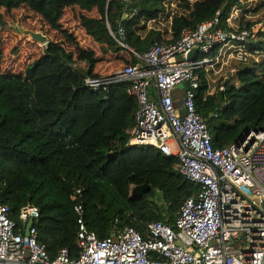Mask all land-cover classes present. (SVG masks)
<instances>
[{
  "label": "trees",
  "instance_id": "obj_1",
  "mask_svg": "<svg viewBox=\"0 0 264 264\" xmlns=\"http://www.w3.org/2000/svg\"><path fill=\"white\" fill-rule=\"evenodd\" d=\"M243 1L248 0H135L126 7L121 0H0V12L15 18L26 9L60 35L23 72L5 69L0 51V204L17 222L26 206L39 210L38 241L52 259L63 249L72 258L79 254L78 206L100 239L118 227H132L147 239L151 224L175 221L200 189L179 172L176 156L128 147L138 108L127 94L129 85L105 95L85 83L99 77L95 70L104 55L129 66L139 63L118 42L121 27L126 45L139 54L155 44H175L183 30H196L218 16L226 31H249L248 39L232 48L242 51L232 64L234 74L214 81L212 69L198 71L196 108L216 149L240 143L250 132H264V0L256 4L261 17L248 20L246 10L237 28L233 12L244 9ZM68 11L101 45L99 53L84 48L63 26ZM257 25L261 29L254 33ZM81 64L87 73L78 70ZM140 186H148V194L135 198L132 190Z\"/></svg>",
  "mask_w": 264,
  "mask_h": 264
},
{
  "label": "built area",
  "instance_id": "obj_2",
  "mask_svg": "<svg viewBox=\"0 0 264 264\" xmlns=\"http://www.w3.org/2000/svg\"><path fill=\"white\" fill-rule=\"evenodd\" d=\"M121 1L128 7L135 0ZM249 36L247 30H224L218 16L196 30H183L175 44H155L139 54L126 45L121 27L115 38L139 63L85 83L105 95L115 86L129 85L127 94L138 108L128 147H153L176 156L179 172L199 186L198 193L186 200L175 221L151 224L147 239L132 227L115 228L110 237L100 239L88 229L84 209L78 206L76 258L68 249L54 259L49 256L38 241L37 208H23L17 222L11 209L0 204V264H264V132H250L240 143L216 149L195 101L198 71L215 70L229 44ZM185 83L190 88L183 87L180 114L175 96Z\"/></svg>",
  "mask_w": 264,
  "mask_h": 264
},
{
  "label": "rangeland",
  "instance_id": "obj_3",
  "mask_svg": "<svg viewBox=\"0 0 264 264\" xmlns=\"http://www.w3.org/2000/svg\"><path fill=\"white\" fill-rule=\"evenodd\" d=\"M258 1L259 0H248L247 2L243 1L241 4L244 9L235 7L233 17L234 19L236 18V21L234 20V22H232V26L238 28V20L244 15L243 13L246 10L249 11L246 14L248 20H258L262 14V12H256V4ZM172 8L177 9L175 3L172 4ZM91 16L97 17V13L93 12L91 13ZM62 23L65 28L77 36L80 44L84 48H91L98 51V53L100 52L101 45L86 35L85 30L79 24V20L76 17L74 18L73 12L68 11L64 16ZM22 29L42 32L49 38L50 41H57L60 39V35L57 32H54L46 27H42L39 17L35 16L32 12L27 11L26 9L15 13V18L9 17V15L0 12V51L3 50L4 55L2 64L5 69H12L16 73L23 72L27 66H32L37 59L45 55L44 48L46 46L33 41L30 36L21 34ZM260 29L261 25H257L254 28V33H257ZM229 45L232 47H230L228 51L224 50L225 52L221 58L220 56L218 57L219 64L215 66V70L208 68L215 71V75L213 76L214 79L212 78L214 81L223 74L227 75L232 69L233 62H236V60H239L242 56V51L239 49H232L237 47L235 42H231ZM234 51H237V53ZM104 56V59L97 66L102 72V75L99 76L112 73L125 66V64L121 60L117 59L113 54ZM214 56L211 54L209 58L213 59ZM77 68L79 71L87 73L86 67L77 65ZM214 90L215 88L212 89V92H214ZM183 95H185V90L181 91L180 94L175 97ZM133 191L137 193L136 189H133L132 192Z\"/></svg>",
  "mask_w": 264,
  "mask_h": 264
},
{
  "label": "water",
  "instance_id": "obj_4",
  "mask_svg": "<svg viewBox=\"0 0 264 264\" xmlns=\"http://www.w3.org/2000/svg\"><path fill=\"white\" fill-rule=\"evenodd\" d=\"M21 34L26 35V36H30L33 41L38 42L40 44H43L44 46H46L50 42L49 38L45 34H43L42 32H35V31H32V30H23L22 29L21 30ZM195 53H196V50H194L190 54L189 58L191 59L194 56ZM183 87L184 88H190V84L189 83H185V84L181 85V88H183ZM139 188L143 189V193L144 194H148V190H149L148 186L136 187L135 189H136L137 193L134 192V191L132 192V195L135 198L142 197V194L138 190ZM32 225H33V222H30L29 225H28V231L26 233L27 235H29V230L32 227Z\"/></svg>",
  "mask_w": 264,
  "mask_h": 264
},
{
  "label": "crops",
  "instance_id": "obj_5",
  "mask_svg": "<svg viewBox=\"0 0 264 264\" xmlns=\"http://www.w3.org/2000/svg\"><path fill=\"white\" fill-rule=\"evenodd\" d=\"M81 66H84V67H86L85 66V64H81ZM95 73L96 74H98V75H102V72L99 70V68L97 67L96 68V70H95ZM184 89L183 88H181L180 90H179V92H178V94L177 95H179L180 94V92L181 91H183ZM182 97L183 96H177V97H175L176 99H177V105H178V113H180V114H183L184 113V108H183V106H182ZM181 101V102H180Z\"/></svg>",
  "mask_w": 264,
  "mask_h": 264
},
{
  "label": "bare ground",
  "instance_id": "obj_6",
  "mask_svg": "<svg viewBox=\"0 0 264 264\" xmlns=\"http://www.w3.org/2000/svg\"><path fill=\"white\" fill-rule=\"evenodd\" d=\"M138 190H139V192L142 194V197H143L144 195H146V194L143 193V189H142V188H139Z\"/></svg>",
  "mask_w": 264,
  "mask_h": 264
}]
</instances>
